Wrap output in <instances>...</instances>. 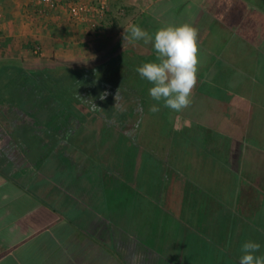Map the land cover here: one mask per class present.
I'll return each instance as SVG.
<instances>
[{
	"label": "rangeland",
	"instance_id": "374dc122",
	"mask_svg": "<svg viewBox=\"0 0 264 264\" xmlns=\"http://www.w3.org/2000/svg\"><path fill=\"white\" fill-rule=\"evenodd\" d=\"M25 1L14 0L11 6L2 4L0 7V44L3 45L0 66L61 68L77 61H93L111 53L127 36L125 29L131 24L139 25L149 35H154L161 27L184 23L198 29V79L204 83L200 81L195 103L189 108L196 115L193 118L196 123L230 139L227 165L215 160V156L201 154L197 148L194 158L183 152L182 157L173 159L178 167L169 172L165 170L159 183L153 176L155 162L146 156L140 171L138 162L135 168L128 167L133 183L146 187L143 189L147 191L148 186L157 187L165 183V178L170 181L176 177L173 187L179 188V194L167 201L153 202L143 190L141 194L127 193L118 200L129 199V215L133 216V211L144 212L140 216L146 219L148 227L158 222L161 236H167L173 243L176 241L175 245L182 252L176 263L239 264L243 255L241 247L246 241L259 243L260 250L255 255H264V0L115 1L111 6L112 15L106 20L110 34L105 41L97 43L95 39L87 47L80 42L82 34L77 33L78 43L59 45L62 50L51 59L35 58L32 52L36 46L30 41L28 45L32 46L26 57L4 50L7 41H26L14 36L22 15H6L10 8H21ZM121 7L125 9L123 15L119 14ZM134 44L146 43L138 40ZM205 53L208 61H212L209 71L200 68ZM221 66L225 73L217 76ZM213 78H217L219 86L227 87L226 97L221 98L218 86L216 89L214 86V96L210 99L203 93L211 92V84L215 85ZM246 139L251 144L245 142ZM184 144L187 150L189 143ZM254 148H262V152L256 154ZM149 177L151 182H146ZM152 191L148 195L156 196ZM240 217L246 220L242 223ZM210 219L215 223L213 226ZM238 219L246 240H233L240 235L232 227ZM225 228L226 232L228 229L227 239L221 235ZM258 230L261 233L258 234Z\"/></svg>",
	"mask_w": 264,
	"mask_h": 264
},
{
	"label": "flooded vegetation",
	"instance_id": "af4514ba",
	"mask_svg": "<svg viewBox=\"0 0 264 264\" xmlns=\"http://www.w3.org/2000/svg\"><path fill=\"white\" fill-rule=\"evenodd\" d=\"M56 69L23 64L0 66V184L28 187L112 249L121 264H179L176 261L181 249L176 241L161 236L158 222L148 227L140 216L144 212L133 211L131 216V201L118 200L130 192L141 194L146 187L133 184L129 190L119 186L117 159L96 166L92 160L82 158L74 146L69 136L73 120L68 115V81L58 82L61 73L57 74ZM161 169L160 179L165 171ZM164 181L157 187L148 186L144 194L153 202L179 194L173 180ZM149 191L156 196L148 195ZM241 219L242 223L246 220ZM210 221L213 226L215 223ZM233 224L240 233L233 240H246L241 221ZM227 232L225 228L221 234L225 239L229 237Z\"/></svg>",
	"mask_w": 264,
	"mask_h": 264
},
{
	"label": "trees",
	"instance_id": "16d2710c",
	"mask_svg": "<svg viewBox=\"0 0 264 264\" xmlns=\"http://www.w3.org/2000/svg\"><path fill=\"white\" fill-rule=\"evenodd\" d=\"M111 15L110 11L109 16ZM127 36L130 40V33ZM32 45L36 46V43ZM1 50L3 45L0 44ZM206 53L200 68L209 71L212 61H208ZM153 61H156L153 45H136L134 41L129 43L122 39L107 56L93 61H77L55 71L57 74L61 73L58 82L68 81V115L73 120L69 136L74 146L82 158L92 160L96 166L103 167L104 163L111 164L117 159L120 167L118 185L121 187H133L134 179L130 177L128 167L135 168L134 164L138 162L140 171L146 156L155 162V166L152 167L153 176L160 180L159 183L161 168L164 167L169 172L173 170L172 168L178 167L174 165L173 159L182 157L183 152L194 158L198 148L201 154L215 156V160L225 166L229 159L230 139L222 133L196 123L193 119L196 115L192 114L189 108L193 107L196 90L200 89V81L204 83L203 80L198 79L191 97L192 103L184 110L188 114H183L184 111L173 112L164 107L163 101L152 99L149 89L153 85L141 78L135 70L143 63ZM224 71L221 66L217 76L224 75ZM211 80H215V85L211 84L213 89L211 92L203 93L210 96V99L214 96L212 94L214 86L215 89L218 86L221 98L226 97L227 87L219 86L217 78ZM104 93L107 95L101 99ZM93 103L98 108H94ZM153 105L160 110L151 112L149 109ZM185 121H189L190 126L186 125ZM174 126H179L181 130H174ZM215 136L218 140H215ZM184 142H188L191 148L188 147L186 150ZM245 142L251 144L247 139ZM254 149L256 154L262 152V148ZM175 180L176 177L173 184L176 183ZM0 187H4L2 194L11 193L7 200L2 201L3 204L14 199L12 187H19V192L21 190L25 195L26 225L35 224L33 227L41 228L43 231L58 224V220L53 219L60 218L68 222L65 235L68 252L60 250L53 253L50 264H121L112 249L91 237L77 223L66 219L60 210L43 201L28 187L17 184L8 186L0 184ZM31 199L35 203H41V206L28 214L27 202L32 203ZM39 219L40 223H37L36 220Z\"/></svg>",
	"mask_w": 264,
	"mask_h": 264
},
{
	"label": "crops",
	"instance_id": "0c3cea01",
	"mask_svg": "<svg viewBox=\"0 0 264 264\" xmlns=\"http://www.w3.org/2000/svg\"><path fill=\"white\" fill-rule=\"evenodd\" d=\"M13 1L3 0V4L11 6ZM13 13L22 15L17 26V34L14 36L27 42L20 43L18 40L12 39L7 41L4 50L17 57H26L30 53L28 50L32 46L28 45L30 43H36L40 49L39 55L35 58L51 59L57 56L59 49L62 50L59 45L77 44L78 37L75 36L77 33L82 34L81 40L86 37L91 42L95 39L98 40L97 43L105 41L110 34L107 26L103 30L95 32L89 26H77L69 22L68 14L63 9L44 17L35 14L29 16L21 10L20 6H15L10 8L6 15L10 16ZM12 188H14V199L3 204L2 201L7 200L11 193L2 194L4 187H0V264H50L53 253L60 250L68 252V246L65 244L68 222L60 218L53 219L58 220V224L43 231L41 228L33 227L34 221L32 222L33 226L26 225L25 195L21 190L19 192V187ZM31 200L32 203L31 201L27 202L29 205L27 207L28 214L41 206V203ZM36 222L40 223V219Z\"/></svg>",
	"mask_w": 264,
	"mask_h": 264
},
{
	"label": "clouds",
	"instance_id": "9594fccd",
	"mask_svg": "<svg viewBox=\"0 0 264 264\" xmlns=\"http://www.w3.org/2000/svg\"><path fill=\"white\" fill-rule=\"evenodd\" d=\"M125 32L130 33V40L128 36H124V40L129 43L143 40L146 44H153L156 61L145 62L135 69L141 78L153 85L149 89L152 99L163 101L164 107L173 112L179 113L188 108L192 103L191 97L198 81V29L184 23L161 27L154 35H149L139 25L131 24ZM106 95L107 93H104L100 98L104 99ZM93 107L98 108L94 103ZM149 110L158 112L160 109L153 105ZM185 124L190 126L189 121H185ZM174 130L181 129L174 126ZM259 250V243L244 242L239 264H264V255H255Z\"/></svg>",
	"mask_w": 264,
	"mask_h": 264
},
{
	"label": "built area",
	"instance_id": "2783aa9c",
	"mask_svg": "<svg viewBox=\"0 0 264 264\" xmlns=\"http://www.w3.org/2000/svg\"><path fill=\"white\" fill-rule=\"evenodd\" d=\"M120 0H26L21 6L24 12L31 14L48 16L57 10L63 9L67 12L71 23L77 26H89L97 32L106 28V20L109 17L113 2ZM3 0H0L2 7ZM125 9L120 8L119 14L123 15ZM81 44L90 46V40L84 37ZM33 55L38 56L39 47H35Z\"/></svg>",
	"mask_w": 264,
	"mask_h": 264
}]
</instances>
